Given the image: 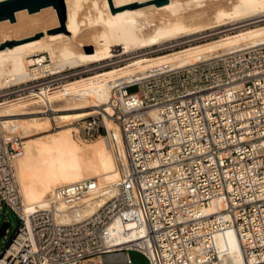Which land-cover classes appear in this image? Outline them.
I'll return each mask as SVG.
<instances>
[{"label": "built area", "instance_id": "obj_1", "mask_svg": "<svg viewBox=\"0 0 264 264\" xmlns=\"http://www.w3.org/2000/svg\"><path fill=\"white\" fill-rule=\"evenodd\" d=\"M63 73L46 72L7 98L51 92L73 77ZM112 92L111 113L100 107L78 128L86 140L107 136V117L123 143L112 195L85 218L61 221L98 191L93 179L22 211L13 164L20 140L0 130V211L20 223L0 264H130V250L149 264H264V43Z\"/></svg>", "mask_w": 264, "mask_h": 264}, {"label": "bare ground", "instance_id": "obj_2", "mask_svg": "<svg viewBox=\"0 0 264 264\" xmlns=\"http://www.w3.org/2000/svg\"><path fill=\"white\" fill-rule=\"evenodd\" d=\"M110 1L112 8L117 9L153 0ZM62 12L65 31L54 35L46 34L60 28L53 6L31 14L26 9L17 11L13 23L8 19L0 21V44L43 33L39 39L0 50V89L8 91L0 97L18 92L8 89L27 86L46 72L62 74L109 60L110 48L115 46L122 47L123 54L143 52L130 58L125 66L75 81L63 80L51 92L36 94L34 98H7L0 102V130L10 139H19L21 144V154L13 164L24 213L34 207L46 208L58 188L85 180L96 182L98 191L84 199L83 206L66 210L65 217H61L67 223L91 215L112 195L119 180L123 143L119 128L107 117V136H99L91 143L78 130L73 134L72 129L63 127L90 116L84 112L87 109H94V114L104 107L111 113L106 104L114 94L112 89L122 81L263 44L264 25L259 23L264 21V0H166L163 4L157 2L113 13L107 0H62ZM246 22L251 24L228 30L241 29L238 34H226L218 40L191 44L166 54L151 56L152 52H148L183 38ZM44 59L48 63L31 68ZM45 108L52 109V114H47ZM36 114L45 118L17 119ZM51 120L64 126L52 132ZM230 242L234 250L233 240ZM82 264H102V259Z\"/></svg>", "mask_w": 264, "mask_h": 264}, {"label": "rangeland", "instance_id": "obj_3", "mask_svg": "<svg viewBox=\"0 0 264 264\" xmlns=\"http://www.w3.org/2000/svg\"><path fill=\"white\" fill-rule=\"evenodd\" d=\"M246 23H241V24H238L235 26H233V24H229V25L224 26L220 29H216V31L207 32L203 35H196V36H192V37H187V38L180 39L178 41L171 42V43L166 44V45L161 46V47H154L153 49L148 50V52H152L150 54L151 56H156L159 54H166V53H170L172 51L182 50L191 44L192 45L203 44L206 42H211V41L216 40V39L218 40L221 37H225L226 34H228V35L238 34L241 29H237V30H233V31H228V30H231L232 28L233 29L244 28L243 26H245V25L247 26L248 24H251L250 22H246ZM259 24L264 25V21L259 23ZM245 28H247V27H245ZM226 31H227V33H225ZM191 40H193V41L190 42ZM142 53L143 52H139V53H135V54H123L122 47L115 46V47L110 48L111 59L103 61L101 63L92 64V65L87 66V67H81V68H77L74 70L66 71L63 74H68V76H73L70 78V81H75L76 79L84 78L87 76H92L95 74H100L104 71H108V70H112L115 68H119L121 66H125L129 62L130 58L141 55ZM14 89H16V88L8 89V90L14 91ZM0 90H1L0 91L1 95H2V93H4L3 95L8 94L7 93L8 91L6 89H0ZM4 99H6V100H4ZM0 100L2 102H5V101H7V97H0ZM84 112L93 115L92 113L94 112V109H87ZM38 117L42 118V119L45 118L43 115L39 116L38 114H36L34 116L33 115L32 116H24V117H20L17 119H31V118H38ZM50 124H51L50 131H52V132H55L56 130L61 129V127L64 126V124L63 125L57 124L54 120H51ZM81 124H82V120H78V121H74L72 125L65 126L63 128L72 129L73 134H76V131L78 130V128ZM101 136H105V135H101ZM95 140H96V138L91 139V140H87V143H91ZM4 222L9 223V227H8V232L6 233L5 237L0 238V251L8 245V243L10 242V240L12 239L14 234L16 233V231L19 227V224H20L17 217L14 215V213L12 211H10V209H8L7 207H5L3 205L2 209L0 211V227L3 225ZM127 256H128V260H129L130 264H149V261L146 258V256H144L143 254H141L140 252H137L135 250H130L127 253Z\"/></svg>", "mask_w": 264, "mask_h": 264}, {"label": "water", "instance_id": "obj_4", "mask_svg": "<svg viewBox=\"0 0 264 264\" xmlns=\"http://www.w3.org/2000/svg\"><path fill=\"white\" fill-rule=\"evenodd\" d=\"M107 1H108V5H109L111 13L116 12V11H120L123 9H127V8H130V10H133V9L143 7L146 5H150L153 3H157V2H159V4L166 3V0H153V1L143 3L140 5H137V3H134V4L123 6V7L117 8V9H113L112 5H111V1L110 0H107ZM48 6H53V9L56 10L58 20L60 23V28H56V29H53L50 31H46V34L54 35L57 33L64 32L65 29H64L63 22H62V20H63L62 0H5V1H2V2H0V21L8 19L10 21V23H13V22H15L14 21V14L17 11L26 9L28 11V14H31V13L38 12L40 9L48 7ZM40 36H43V33L36 34L35 37L25 39L22 41H18V42L17 41L16 42L11 41V42H7L4 44H0V50H2L3 47L9 46V45L16 46L19 44H23L26 42H30V41L39 39ZM8 227H9V223H7V222H4L3 225L0 227V238L5 237L6 230L8 229Z\"/></svg>", "mask_w": 264, "mask_h": 264}]
</instances>
